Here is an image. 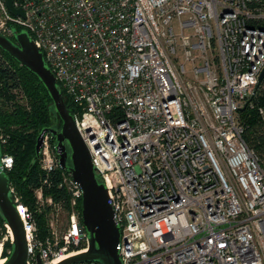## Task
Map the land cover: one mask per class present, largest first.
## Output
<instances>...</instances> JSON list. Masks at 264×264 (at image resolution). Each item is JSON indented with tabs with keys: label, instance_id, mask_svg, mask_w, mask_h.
I'll return each mask as SVG.
<instances>
[{
	"label": "built area",
	"instance_id": "built-area-1",
	"mask_svg": "<svg viewBox=\"0 0 264 264\" xmlns=\"http://www.w3.org/2000/svg\"><path fill=\"white\" fill-rule=\"evenodd\" d=\"M13 4L24 15L0 0V32L26 29L74 104L121 227L122 264H264V164L239 121L244 105L256 107L264 0ZM257 110L264 118V107ZM39 158L48 172L59 166L49 134ZM1 162L7 170L13 158L3 153ZM64 181L78 211L44 240L14 195L27 264L87 249L81 187L68 172Z\"/></svg>",
	"mask_w": 264,
	"mask_h": 264
},
{
	"label": "water",
	"instance_id": "water-1",
	"mask_svg": "<svg viewBox=\"0 0 264 264\" xmlns=\"http://www.w3.org/2000/svg\"><path fill=\"white\" fill-rule=\"evenodd\" d=\"M14 14L24 15L13 0H6ZM0 49L8 53L22 66L32 72L44 85L49 94L51 110L59 116L60 127L50 125L38 133L35 152L39 156L45 135L53 141L58 164L79 184L81 194V221L87 235V249L73 254L55 264L77 262H99L101 264H122L117 248L121 238V227L114 220V210L108 202L105 182L92 162L90 151L83 140L73 112L67 106L62 88L47 63L43 51L35 44L26 29H13V37L0 32ZM264 78V67L259 75L258 86ZM246 107L244 105L242 109ZM2 146L0 141V217L12 232V245L2 264H27L28 247L26 230L17 200L14 197L10 178L2 167ZM35 158L32 159L31 164ZM37 261L41 259L37 255Z\"/></svg>",
	"mask_w": 264,
	"mask_h": 264
},
{
	"label": "trees",
	"instance_id": "trees-1",
	"mask_svg": "<svg viewBox=\"0 0 264 264\" xmlns=\"http://www.w3.org/2000/svg\"><path fill=\"white\" fill-rule=\"evenodd\" d=\"M19 30L20 26L17 27ZM0 82L3 94L12 100L11 109H0V134L4 131V139L0 136L2 152L13 156V165L6 170L12 183L16 178L21 192V202L27 207L29 216L36 221L37 237L46 239L50 236L46 208L39 210L33 190L43 187L46 194H51L55 201L64 208L70 206V193L64 181L65 171L57 166L51 171L44 170L38 163L35 144L38 133L43 127L56 125L60 127L61 120L51 110L52 100L41 81L26 67L0 49ZM27 94L26 104L20 103L18 94ZM67 106L73 112L74 104L69 97L64 96ZM16 98V99H15ZM256 107L247 104L239 111V121L244 126L243 137L254 149L264 164V118L257 106L264 107V78L252 98ZM52 141V140H51ZM53 143V141H52ZM35 158L31 164L32 159ZM14 194V193H13ZM29 208V209H28ZM81 208V202L79 203ZM6 226L0 217V226ZM1 237V235H0ZM10 241L4 242L3 257L11 248ZM85 246L83 242L79 247Z\"/></svg>",
	"mask_w": 264,
	"mask_h": 264
},
{
	"label": "rangeland",
	"instance_id": "rangeland-1",
	"mask_svg": "<svg viewBox=\"0 0 264 264\" xmlns=\"http://www.w3.org/2000/svg\"><path fill=\"white\" fill-rule=\"evenodd\" d=\"M17 96H19V101L20 103L26 104V99H27V94L24 93V91H22L21 94H18ZM16 99V98H15ZM13 107L12 104V100H10L9 98H7L2 91V84L0 82V109H11ZM1 138L4 139L3 137L5 136L4 131L1 132L0 134ZM48 148L49 150L52 149V144L50 142H48ZM7 155L11 156L13 158V156L9 153H6ZM14 162V160H13ZM38 163L39 165L42 167L43 161L41 158L38 159ZM6 171V170H5ZM11 186L13 188V192L15 197L18 199V203L21 205H24L20 200H21V192L19 190L16 178L13 177ZM33 195L36 196V204H37V208L39 210L41 209H45L46 208V215H47V220H48V225L52 228V227H56L58 232L61 233L62 231H64L68 225L71 222V218L70 215L73 213V215H75L78 211V207L77 209L75 208H60L58 209L57 206L54 205V198L51 194H46L44 192L43 187H38L35 190H33ZM29 209V208H28ZM30 214L32 216L31 210L29 209ZM28 212V210H27ZM29 214V213H28ZM31 216H29V219L34 222L35 224V235L37 236V226H36V221L35 219ZM9 229V230H8ZM0 246H1V254L3 255V247H4V242L10 241L11 242V238L13 237L12 232L10 231V228L8 226H0ZM43 240V239H41ZM9 251V249H8ZM5 257V256H4Z\"/></svg>",
	"mask_w": 264,
	"mask_h": 264
},
{
	"label": "bare ground",
	"instance_id": "bare-ground-1",
	"mask_svg": "<svg viewBox=\"0 0 264 264\" xmlns=\"http://www.w3.org/2000/svg\"><path fill=\"white\" fill-rule=\"evenodd\" d=\"M6 226H8V225H6ZM9 227V226H8ZM10 228V227H9ZM9 230V229H8ZM10 231H11V229H10ZM4 260H5V257H3V255L1 254V246H0V264H2L3 262H4Z\"/></svg>",
	"mask_w": 264,
	"mask_h": 264
}]
</instances>
